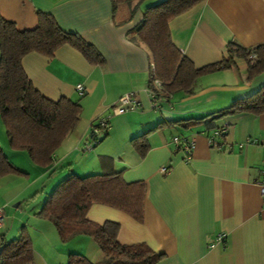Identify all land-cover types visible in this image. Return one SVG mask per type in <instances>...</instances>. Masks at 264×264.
Returning a JSON list of instances; mask_svg holds the SVG:
<instances>
[{"label":"crops","instance_id":"obj_1","mask_svg":"<svg viewBox=\"0 0 264 264\" xmlns=\"http://www.w3.org/2000/svg\"><path fill=\"white\" fill-rule=\"evenodd\" d=\"M110 10L109 0H0V18L16 28L34 27L37 11L50 13L60 28L81 35L104 59L101 65L90 64L69 44L49 57L36 52L22 57L26 76L43 96L81 97L83 123L79 119L63 138L61 148L68 139L70 145L58 148L50 167L70 163L78 174L112 170L125 182L142 181L140 220L100 203L88 207L86 218L116 222L117 242L144 243L162 253L155 264H264V201L256 183L264 160V110L218 114L234 99L257 90L264 83V69L248 78L246 61L235 56L227 67L197 76L191 93L151 96L147 50L126 36L140 15L116 26ZM167 26L179 55L194 67L219 63L229 42L245 49L264 45V0H202L169 19ZM128 93L137 108L113 115L111 107ZM106 115V133L99 138L104 145L96 159L79 153L83 161L77 165L73 153L80 143H89L87 130L88 137L97 138L90 121ZM0 121V148L7 157L22 158L7 143ZM217 129L222 133L213 136ZM143 133L147 148L139 155L131 138ZM173 136L193 140L188 158L173 148ZM101 155L110 158L109 166L101 164ZM162 166L166 172H160ZM217 235L223 240L216 241ZM67 242L88 259L98 257L95 242L86 235Z\"/></svg>","mask_w":264,"mask_h":264},{"label":"trees","instance_id":"obj_2","mask_svg":"<svg viewBox=\"0 0 264 264\" xmlns=\"http://www.w3.org/2000/svg\"><path fill=\"white\" fill-rule=\"evenodd\" d=\"M130 1L109 0L111 18L115 14V4ZM200 1L159 0L146 7L139 21L126 31L131 42L142 44L147 49V88L154 97H166L174 91L191 93L197 76L227 67L235 56L246 61L248 78L260 74L264 69L263 44L245 49L229 42L221 62L198 68L179 55L170 39L168 20ZM36 16L34 27L23 30L16 28L11 21L0 18V119L9 146L13 150L25 151L34 164L49 168L55 150L80 118L81 97L60 96L53 100L43 96L26 76L21 65L22 57L28 52L49 57L59 46L69 44L90 64L101 65L104 59L81 35L60 28L50 13L37 11ZM155 81L159 84L156 85ZM263 110L264 83L249 95L234 99L218 114L235 111L258 113ZM94 128L106 133L99 122ZM92 132L94 134V130ZM131 142L139 155L145 152L147 144L144 133L133 136ZM99 158L102 165H110L109 157L101 155ZM69 166L70 163L64 165L67 173L45 194L35 214L53 224L61 242H67L75 235H86L95 242L99 254L96 259H88L71 252L65 264H155L162 253L154 252L144 243L117 242L116 222L105 220L96 223L86 218L88 207L100 203L140 220L143 182H125L119 172L112 170L77 174ZM23 173L0 148V177ZM0 264H34L31 242L23 230L10 239L0 235Z\"/></svg>","mask_w":264,"mask_h":264},{"label":"rangeland","instance_id":"obj_3","mask_svg":"<svg viewBox=\"0 0 264 264\" xmlns=\"http://www.w3.org/2000/svg\"><path fill=\"white\" fill-rule=\"evenodd\" d=\"M158 1L159 0H132L127 3L115 4V14L111 20L116 26L125 24L126 20L135 21L138 14L141 17V13L146 7ZM196 84H198V81H196ZM113 107L114 106L111 107V110ZM79 119L80 122L83 123V119ZM99 119L100 117L92 119L90 121V128L94 127ZM89 132L90 129L87 130L85 137L89 143H80L81 145L77 148L79 151L73 153L75 154L73 160L77 159V161H75L77 165H81V161H83L82 158H80L81 155L85 157V155L91 153L93 154V158L95 157L96 159L97 153H99L98 150L104 145L102 143L99 144L98 140L104 134L102 129L97 128V130L94 131L96 134L95 137H97L96 140L88 137ZM3 134H5L4 126ZM68 141L69 139L62 143V148L59 145L54 153H56L59 147V152L62 151L61 149L67 148L70 145ZM17 153H20L18 155H22V158L17 155H11L8 158L10 161L12 160L11 162L20 168V170L24 171V173L7 174L0 177V210L3 214L0 235L3 234L6 239H10L16 237L19 232L23 230V233L28 235L30 239L36 264H41L39 261L40 258H47L50 262H63L51 264H65L66 259L63 258L67 257L68 253H79L78 249L74 247H77V245L71 246V242H61L53 224L46 218L34 213L39 210L45 194L67 173V169L64 166L54 169H52V167H40L28 158L25 151L18 150ZM79 153L81 154L80 156L78 155ZM73 166H75L74 162ZM59 173H61V175H59Z\"/></svg>","mask_w":264,"mask_h":264},{"label":"built area","instance_id":"obj_4","mask_svg":"<svg viewBox=\"0 0 264 264\" xmlns=\"http://www.w3.org/2000/svg\"><path fill=\"white\" fill-rule=\"evenodd\" d=\"M254 55H251L250 57H253ZM155 84L158 85L159 83L155 81ZM76 90L81 94V86L76 85ZM151 96L153 95L152 92ZM118 105H115L112 109V112L114 114H120L123 112H126L128 110H134L137 108L138 103L132 98V93L124 94L118 98L117 101ZM109 116L102 117L98 120L101 127H106L107 120ZM223 129H217L213 132V136L220 135L222 133ZM212 137V136H211ZM171 142L173 144V148L175 150H181L183 152L184 158H188L190 156L191 150L194 147L193 140H187L185 138L179 137V136H173L171 138ZM167 167L162 166L160 168V172H166ZM260 176L258 180L256 181L258 186L259 195L261 196V199L264 201V160L262 161L260 167H259ZM3 215L0 210V226L2 223ZM223 235H217L216 241H222Z\"/></svg>","mask_w":264,"mask_h":264}]
</instances>
